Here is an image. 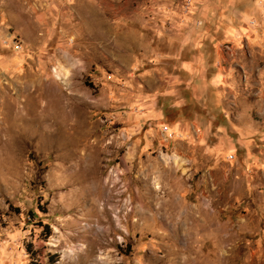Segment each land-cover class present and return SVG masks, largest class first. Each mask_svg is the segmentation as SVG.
Here are the masks:
<instances>
[{"label":"rangeland","instance_id":"obj_1","mask_svg":"<svg viewBox=\"0 0 264 264\" xmlns=\"http://www.w3.org/2000/svg\"><path fill=\"white\" fill-rule=\"evenodd\" d=\"M0 264H264V0H0Z\"/></svg>","mask_w":264,"mask_h":264},{"label":"trees","instance_id":"obj_2","mask_svg":"<svg viewBox=\"0 0 264 264\" xmlns=\"http://www.w3.org/2000/svg\"><path fill=\"white\" fill-rule=\"evenodd\" d=\"M51 261V260H50Z\"/></svg>","mask_w":264,"mask_h":264}]
</instances>
